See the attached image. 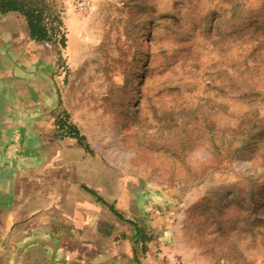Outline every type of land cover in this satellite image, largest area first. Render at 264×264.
Returning <instances> with one entry per match:
<instances>
[{"label":"rangeland","instance_id":"obj_1","mask_svg":"<svg viewBox=\"0 0 264 264\" xmlns=\"http://www.w3.org/2000/svg\"><path fill=\"white\" fill-rule=\"evenodd\" d=\"M74 1L45 0L50 112L108 169L111 213L165 216L170 264H264V0Z\"/></svg>","mask_w":264,"mask_h":264},{"label":"crops","instance_id":"obj_2","mask_svg":"<svg viewBox=\"0 0 264 264\" xmlns=\"http://www.w3.org/2000/svg\"><path fill=\"white\" fill-rule=\"evenodd\" d=\"M56 57L21 14L0 16V264H170L165 216L137 207L123 221L108 169L55 134Z\"/></svg>","mask_w":264,"mask_h":264},{"label":"trees","instance_id":"obj_3","mask_svg":"<svg viewBox=\"0 0 264 264\" xmlns=\"http://www.w3.org/2000/svg\"><path fill=\"white\" fill-rule=\"evenodd\" d=\"M45 0H0V13L19 12L27 21L29 35L35 41H51L59 31L57 17L47 12ZM61 127V126H60Z\"/></svg>","mask_w":264,"mask_h":264},{"label":"built area","instance_id":"obj_4","mask_svg":"<svg viewBox=\"0 0 264 264\" xmlns=\"http://www.w3.org/2000/svg\"><path fill=\"white\" fill-rule=\"evenodd\" d=\"M74 8L79 12H88L92 10L91 0H75Z\"/></svg>","mask_w":264,"mask_h":264}]
</instances>
